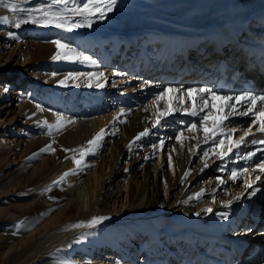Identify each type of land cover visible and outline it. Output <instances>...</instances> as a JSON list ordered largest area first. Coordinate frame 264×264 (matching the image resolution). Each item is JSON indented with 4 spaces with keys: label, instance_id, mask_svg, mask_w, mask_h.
Segmentation results:
<instances>
[{
    "label": "bare ground",
    "instance_id": "6f19581e",
    "mask_svg": "<svg viewBox=\"0 0 264 264\" xmlns=\"http://www.w3.org/2000/svg\"><path fill=\"white\" fill-rule=\"evenodd\" d=\"M138 1L116 0L118 10L107 12L104 19L92 17L90 27L84 17L69 14L70 22L84 24L72 31L30 22L15 28V21L27 19V12L45 0L24 7L5 0L17 5L15 12L0 4V17H7L0 20V39L7 47L0 49L1 173L8 180V169L29 156L24 197L33 199L25 208L40 207L24 218V264H264V174L256 168L260 153L253 160H238L236 154L264 145L249 142L220 160L211 154V142L203 143L200 117L182 110L192 106L186 98L184 104L174 102L176 111L153 126L156 98L168 87H204L218 96L249 90L264 94V0H157L150 8L133 10ZM9 31L17 38L8 36ZM55 40L75 49L73 55L89 59L53 60ZM14 60L18 69L12 66ZM13 71L20 103L15 117L5 119L1 110L8 91L2 88L8 87ZM101 72L103 77L89 79V73ZM69 73L75 78L60 84ZM221 76L231 85L223 93ZM174 95L181 93H169L168 98ZM164 104L158 102L161 110ZM213 104L217 115L209 116V122L219 118L225 101L209 100ZM58 118L64 127L49 134L43 122L56 124ZM252 119L231 117L224 131L241 126L246 131ZM190 122L197 131L188 130ZM16 123L24 126V133ZM102 128L101 147L85 155L74 174L53 185L64 172L77 169L73 157L80 159V149L88 148L87 142ZM146 128L148 135L137 140ZM181 131V140L172 141V134L177 137ZM46 145L54 150L41 152ZM233 167L241 172L236 181L229 179ZM216 174L226 183L221 185ZM257 175L261 179L254 187L260 191L249 196L252 189L245 192L244 181ZM201 189L199 199L188 200ZM241 192L245 195L239 201L223 206ZM56 194L67 200L57 205ZM209 207L213 212L206 211ZM225 211L226 220L218 215ZM99 216L108 219L89 226ZM81 222V227H72Z\"/></svg>",
    "mask_w": 264,
    "mask_h": 264
},
{
    "label": "snow or ice",
    "instance_id": "6c2138e0",
    "mask_svg": "<svg viewBox=\"0 0 264 264\" xmlns=\"http://www.w3.org/2000/svg\"><path fill=\"white\" fill-rule=\"evenodd\" d=\"M72 4L71 7H69V4ZM116 0H83L82 4H78L77 0H47L46 3H41L39 6L33 8L32 10L27 12V19H20L15 21L14 26L15 28H20L22 24L25 23H33V24H41L43 26H49L54 25L57 28L66 29L67 31H72L75 28H79L84 26V24H81L79 22L72 23L68 19V15L71 14L72 16H82L84 17V20L87 24V26H91L92 24V17L97 16L99 19H104L105 14L107 12H111L113 10V6L115 5ZM0 4H3L4 7H10L13 12L17 11V5L16 4H8L5 3V0H0ZM57 6L59 7L58 10H54ZM23 11V10H21ZM34 13H37L38 15H34ZM0 20L7 21V17H0ZM8 36L12 38H17L16 34L14 32L9 31L7 33ZM53 43L56 45V53L52 56L53 60H72V59H81L84 61H87L89 58L87 56H79V55H73L75 53V49H72L69 47V45L63 43L61 40H55ZM55 75V73L53 74ZM74 73H69L64 79L60 80V84H64L65 80L70 78H75ZM93 75L96 76V78L103 77V73L98 74H92L89 73V79L93 77ZM91 86V85H89ZM97 87H102L103 85L97 83ZM2 90L4 92L9 91V88L7 86H3ZM169 93H181L180 96H172L171 98H168ZM185 98L187 101L191 102V108L184 107L182 110L185 114L190 115L192 117H200L199 124H200V130L204 133V139L203 143L208 144L211 142L212 149L211 154L217 156L220 160H223L225 157L230 156V154H233L235 150H238L241 148L242 145L251 143L253 145H264V137L262 138H256V133L264 134V94H254L253 91H245L243 94H238L235 96L231 95H220L218 96L216 92H214L212 89L204 88V87H188L186 89L182 88H172L168 87L165 90L161 91L159 95L157 96V116L156 120L154 122V127L161 124V120L163 117L171 115L176 109L173 107L174 102H179L181 104L185 103ZM222 100L225 101V104L221 105L219 108L218 116L219 118L213 119L211 122H209V116H215L217 114L212 112V108H215V105L209 106V100ZM165 101L164 108L161 110L158 106L159 101ZM237 101V102H243L247 105L246 110H241L237 108V105L234 103H229L230 101ZM259 103L260 107H257V104ZM37 108H40V105H37ZM205 109H208L207 113L204 115H201V113H204ZM43 110V109H41ZM234 116H252L253 119L247 124V130L243 131L242 134L239 135V139L233 140L232 135L234 133H237L239 130L236 128H228L227 132L224 131V126L227 121L230 120L231 117ZM72 121H68V123H71ZM43 124L47 127L49 134L53 130L59 131L61 128L64 127V124L61 123V118L57 119L56 124H49L48 121H44ZM253 126L255 127V132L253 131ZM188 130L191 132L197 131V126L195 122H190L188 125ZM149 129H144L143 132L139 133L136 137L137 140H139L141 137L148 135ZM105 130L102 128L96 135L89 140L87 143L89 145L88 148L80 149V159H75L73 157L74 163L77 166V169H70L69 171L64 172L58 179L54 180L52 183L53 185H59L61 182L65 180L67 176L70 174H74L76 170L80 169L82 167V161L84 159V156L90 153H95L96 150L101 147V142L104 139ZM183 137V132L181 131L180 134L176 137L177 140H181ZM249 137H251L249 141ZM164 141H160V146L163 147ZM131 147V145H130ZM196 148L199 149L200 145L197 144ZM219 149V151H217ZM54 149L51 148V145H46L44 148L40 149L41 152L46 151H53ZM65 151H74L70 149H65ZM191 151V149H189ZM257 153H260L259 162L256 164V168L259 169V172L261 174H264V148H257L255 151H248L246 154H237L238 160H253L255 157H257ZM209 151H204V157L209 156ZM37 154H33V158ZM169 163H171V157L168 158ZM209 165L207 162L204 164V168H207ZM224 169L221 168V171ZM203 171V169H201ZM244 173H247L249 177H251V173L247 172V169H243ZM189 175L188 172H185V177ZM241 176V172L238 171L237 168L233 167L230 169V176L229 179L232 181H236ZM261 179V176L257 175L255 179H248L244 181L245 185V192H247L248 189H252L251 192H248L249 196H254L258 191H260L259 187H254L256 185L257 181ZM219 183L221 185L225 184L226 181L224 179H221L218 177ZM50 190L49 189H45ZM245 192H241L237 194L236 196L232 197V199L228 201L222 202L223 206L225 208H229L235 201H239L244 195ZM204 194V189H201L199 192L194 193V196L189 197L188 200H191L193 198L199 199ZM215 199L213 195V200ZM188 200L183 201V203H188ZM207 212L211 213L213 212V209L211 207L206 209ZM200 213H196V215H199ZM218 215L222 219H228L229 213L227 211L218 213ZM105 219H108V217L105 216H99V217H93L90 221H88L89 226L95 225ZM80 224H74L72 227H81ZM247 231H251V229H247Z\"/></svg>",
    "mask_w": 264,
    "mask_h": 264
},
{
    "label": "rangeland",
    "instance_id": "374dc122",
    "mask_svg": "<svg viewBox=\"0 0 264 264\" xmlns=\"http://www.w3.org/2000/svg\"><path fill=\"white\" fill-rule=\"evenodd\" d=\"M45 1L47 2V0ZM81 1L82 0H77V3L81 4ZM14 2L24 7V4L32 3L33 0H14ZM157 2V0H139L136 3L137 6H134L133 10L147 9L154 6ZM118 8L119 3L116 2L111 12L117 11ZM71 18L72 17H70V20H72ZM1 41L2 38L0 39V42ZM6 48L5 43L1 42L0 49L4 50ZM15 64L14 60L12 66L18 69L20 66L17 64L15 66ZM16 76L17 72L13 71L9 82H7L9 91L5 102L2 104L3 107L1 110V115L5 119L15 117V113L18 109L17 106L20 103L17 97L18 94L16 89H18L19 86H17ZM13 90H16V92ZM22 90H25V87ZM14 127H16V129H21V133H24V126L20 123H16ZM255 127L256 126H253L254 132ZM244 128L245 127L241 126L238 130L243 132ZM176 135L177 133L172 134V141L176 140ZM22 138H24V134ZM248 139H251V137ZM34 149L37 150V147ZM160 156L163 157V152ZM24 162H27V165L31 164L30 157L22 158L14 168L8 169V175H10L8 180H5L4 174L1 173L0 166V264H24V218L27 217L30 210L36 212L40 211L39 204L33 205L28 209L25 208L33 198L31 199L28 196L24 197ZM167 167L169 168V163H167ZM215 176L219 177L220 174H216ZM216 177L215 183L217 182ZM30 184H33V181L29 183V185ZM37 195L41 194L39 193ZM66 200L67 198H63L62 195H55V202L57 205H61ZM29 224H31V222L27 223L25 227H28ZM40 263L41 262H38V264Z\"/></svg>",
    "mask_w": 264,
    "mask_h": 264
}]
</instances>
